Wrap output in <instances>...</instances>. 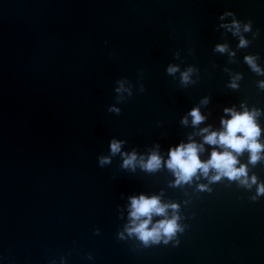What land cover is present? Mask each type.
Here are the masks:
<instances>
[{
    "label": "water",
    "instance_id": "95a60500",
    "mask_svg": "<svg viewBox=\"0 0 264 264\" xmlns=\"http://www.w3.org/2000/svg\"><path fill=\"white\" fill-rule=\"evenodd\" d=\"M226 109L264 144V0H0V264H264V150L237 154L248 184L167 166L181 143L223 151L201 130ZM140 195L178 205L149 224L178 216L171 238L129 231Z\"/></svg>",
    "mask_w": 264,
    "mask_h": 264
},
{
    "label": "clouds",
    "instance_id": "9594fccd",
    "mask_svg": "<svg viewBox=\"0 0 264 264\" xmlns=\"http://www.w3.org/2000/svg\"><path fill=\"white\" fill-rule=\"evenodd\" d=\"M236 23V29L239 30V24ZM247 43L243 38L241 39V46ZM217 50L224 51V45H218ZM248 63H250L254 69L260 71L256 66L252 57H246ZM178 70L177 66H170L168 71L174 73ZM189 69L183 73V81L189 80ZM235 86V85H233ZM120 89H117L119 91ZM118 111V110H117ZM226 112L231 113L230 119L222 120L223 128L218 131H209L208 128H204L201 131L207 133L204 136V142L211 145H221L224 150H213L209 160L204 161L200 158V151L203 148L202 144H198L195 141L187 144L181 143L178 147H175L170 152V157L167 161L169 169L174 170L177 176V183L189 182L192 180L198 171H202L205 176L209 171L214 169L216 175L212 176V180H219L221 176H227L229 179H241V183L248 184V169L246 165H240L238 160V153H242L248 150L251 153L250 161L255 163L260 158V153L264 150V144H261L258 140L261 129L256 122V112H249L247 110L243 112H237L234 109H226ZM192 123L194 125L200 124L205 117L201 114L199 108H194L190 112ZM185 123L187 118H185ZM121 149V142L113 140L111 143V151L113 153L119 152ZM107 157L101 158V163L108 162ZM136 161V154L128 156L125 159V166L134 165ZM143 167L149 170L158 169L161 166V157L158 153L153 152L147 162L141 161ZM257 178L251 177V183H256ZM203 187V185L201 186ZM258 194H264V183H261L258 187ZM169 207L177 208L178 205L164 204L161 202L158 196L148 197L146 195H140L139 197L132 198L130 213L133 218V226L129 228L130 232H135L139 235V238L145 243L151 241H159L161 235H166L171 238L178 228L177 223L178 216L171 218H165L158 221L153 227L149 228V224L152 222V216L154 214L164 215ZM146 217V219H141Z\"/></svg>",
    "mask_w": 264,
    "mask_h": 264
}]
</instances>
